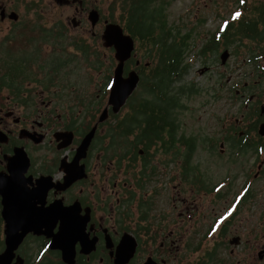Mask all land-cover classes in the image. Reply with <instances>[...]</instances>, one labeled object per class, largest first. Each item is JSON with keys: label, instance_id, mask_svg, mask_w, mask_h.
Instances as JSON below:
<instances>
[{"label": "flooded vegetation", "instance_id": "1", "mask_svg": "<svg viewBox=\"0 0 264 264\" xmlns=\"http://www.w3.org/2000/svg\"><path fill=\"white\" fill-rule=\"evenodd\" d=\"M53 1L0 0V264H264V10L222 18L194 109L184 65L157 84L162 52L116 21L139 80L115 109L110 13Z\"/></svg>", "mask_w": 264, "mask_h": 264}, {"label": "rangeland", "instance_id": "2", "mask_svg": "<svg viewBox=\"0 0 264 264\" xmlns=\"http://www.w3.org/2000/svg\"><path fill=\"white\" fill-rule=\"evenodd\" d=\"M44 2H55L53 0H43ZM104 7L110 13L112 0H87ZM121 4V0H117ZM255 0H247L251 3ZM119 8L117 12L119 13ZM233 10V11H232ZM168 24L172 26L173 32L182 35L187 32V46L184 47L182 63L184 65L179 74V78L172 83L171 93L177 92L182 86L188 88L194 86L198 92L188 91V98L183 94L182 98L186 101L188 108H195L208 95L204 89L212 83L211 75L215 72V67L200 71L201 67L215 59V52L211 50L207 56L209 61L203 60L200 50L212 37L222 18L228 16L232 11L238 17L242 11L241 6L236 0H173L167 7ZM223 15V16H221ZM170 37L169 41H173ZM190 98V99H189ZM187 114H190L188 109Z\"/></svg>", "mask_w": 264, "mask_h": 264}, {"label": "trees", "instance_id": "3", "mask_svg": "<svg viewBox=\"0 0 264 264\" xmlns=\"http://www.w3.org/2000/svg\"><path fill=\"white\" fill-rule=\"evenodd\" d=\"M173 0H112L110 7V19L113 21L124 22L126 27L139 39L140 46L149 45L151 42L160 49L162 58L156 67L157 84L169 85L174 74L181 65V51L187 43L186 36L179 45L180 52L177 50L176 42L167 43V37L172 35L171 28L167 25V7ZM241 6L242 13L235 19L237 33H247V27H253L257 22L261 11L264 10V0H255L248 3L247 0H236ZM119 8V13L117 8ZM151 43V44H152ZM192 87L189 91H193Z\"/></svg>", "mask_w": 264, "mask_h": 264}, {"label": "water", "instance_id": "4", "mask_svg": "<svg viewBox=\"0 0 264 264\" xmlns=\"http://www.w3.org/2000/svg\"><path fill=\"white\" fill-rule=\"evenodd\" d=\"M91 17L93 20L96 19L98 17V10L93 9ZM103 37L107 45H115L116 56L120 60L115 70L110 94V99L113 101L115 109H117L126 99L127 95L132 92L139 80V75L134 70L130 72L127 78H123L121 75L124 61L131 55V51L134 48V38L130 33L125 32L121 23L116 21L108 22ZM227 55L228 52L226 49L222 54L223 59Z\"/></svg>", "mask_w": 264, "mask_h": 264}, {"label": "bare ground", "instance_id": "5", "mask_svg": "<svg viewBox=\"0 0 264 264\" xmlns=\"http://www.w3.org/2000/svg\"><path fill=\"white\" fill-rule=\"evenodd\" d=\"M114 104V103H113Z\"/></svg>", "mask_w": 264, "mask_h": 264}]
</instances>
